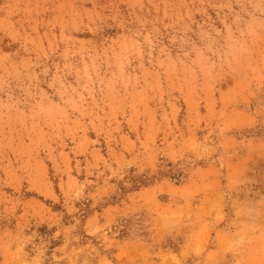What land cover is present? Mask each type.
<instances>
[{"label":"rangeland","instance_id":"rangeland-1","mask_svg":"<svg viewBox=\"0 0 264 264\" xmlns=\"http://www.w3.org/2000/svg\"><path fill=\"white\" fill-rule=\"evenodd\" d=\"M0 264H264V0H0Z\"/></svg>","mask_w":264,"mask_h":264}]
</instances>
